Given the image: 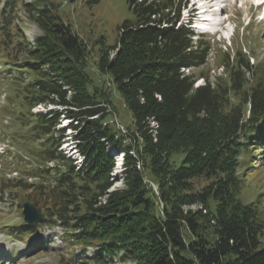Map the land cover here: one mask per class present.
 Listing matches in <instances>:
<instances>
[{
    "label": "trees",
    "instance_id": "trees-1",
    "mask_svg": "<svg viewBox=\"0 0 264 264\" xmlns=\"http://www.w3.org/2000/svg\"><path fill=\"white\" fill-rule=\"evenodd\" d=\"M40 1L2 10L0 61L16 69L3 111L12 139L40 162L24 170L39 180L7 186L36 185L42 221L82 250L96 245L92 264H264V218L242 200L237 169L240 150L264 138V64L236 49L223 52L225 76L196 74L211 45L177 25L183 0H126L132 18L114 44L97 38L94 75L86 42ZM18 2L41 29L33 42L11 33ZM117 95L131 119L122 128L110 112ZM38 104L54 108L32 112ZM61 117L84 156L79 168L58 149ZM117 153L123 185L110 190Z\"/></svg>",
    "mask_w": 264,
    "mask_h": 264
},
{
    "label": "rangeland",
    "instance_id": "rangeland-1",
    "mask_svg": "<svg viewBox=\"0 0 264 264\" xmlns=\"http://www.w3.org/2000/svg\"><path fill=\"white\" fill-rule=\"evenodd\" d=\"M5 1L0 0V10ZM24 1L34 3L38 0ZM40 2L52 3L63 20L68 22L78 36L86 42L87 47L90 48L87 61L94 75L97 74L95 61L98 55L96 52L98 44L95 41L100 36H103L106 44H114L118 35L119 24L125 19L132 18V13L126 0H98L95 3H88L86 0H41ZM250 2L251 0H240V6L238 7L237 4L234 5L229 1L228 7L233 11L235 17L232 16V21L227 25L221 26L222 34L216 36L204 35V38L211 45L206 64L190 70H194L196 74L200 72L208 73L211 78L215 75L225 76V71L222 67L223 52H231L233 54L236 49H241L246 54H249L250 63L264 64V18L262 19V13L256 10L253 5L249 6ZM14 13L15 20L13 21V31L11 33L20 32L22 36L26 37V40L33 42L34 38L41 34V29L29 19L27 10L22 7L20 2L16 4L15 12L12 15ZM183 14L184 12L181 13V15ZM1 22L2 15L0 13V28ZM232 28L231 37L226 38L230 35ZM13 36L14 40L17 41L16 35ZM22 36L20 37L21 39H23ZM1 39L0 29V54H4L6 51L3 50V40ZM111 53H114L113 50ZM21 58L19 56L18 60H21ZM262 75L264 77V69ZM197 82L201 83V78ZM114 103H116L118 108L113 107L110 112L111 118L116 125L119 128L130 125L131 119L125 109L121 107L119 95L115 97ZM52 107L54 106H47V108L38 106L37 109L46 111L53 109ZM62 119L61 117L58 127H62L66 122V119ZM67 132L68 130L65 128V133ZM69 145L71 146L72 144L69 143ZM251 146L254 149L252 152H241L240 150L238 153L239 163L237 169L244 178L240 196L245 202H254L260 210L262 218H264V138L258 144ZM68 147V145L65 146L64 151H68ZM111 150L113 149L111 148ZM247 150L250 151V148ZM38 163L40 162L36 159V164ZM48 163L50 166L53 165L51 161ZM74 164L77 165V162H74ZM1 167L0 172L2 171ZM122 169L115 160L110 178L113 185L110 190L123 185L121 179ZM12 175L10 174L9 176ZM32 179L31 182L39 180L36 177H32ZM0 180H3L1 174ZM150 184L154 186L153 182H150ZM35 186L32 185L28 189L20 187L0 189V249L6 252L8 256H12L11 258L1 259L0 264H92L88 259L93 253L90 247L85 249L84 253L77 243L70 245L66 240V236H64L65 228L61 225L40 224L36 230L29 233L28 238L25 237L20 240H14V233L5 230L2 226V220V222L11 219L19 220L23 217L21 211L23 201L35 199L38 208L43 206V201L41 196H39L38 190H35ZM190 207L196 208L197 204L190 205ZM9 222L8 225H14V223L18 225L16 222ZM12 251L17 253L12 255ZM115 260H118V258L115 257Z\"/></svg>",
    "mask_w": 264,
    "mask_h": 264
},
{
    "label": "water",
    "instance_id": "water-1",
    "mask_svg": "<svg viewBox=\"0 0 264 264\" xmlns=\"http://www.w3.org/2000/svg\"><path fill=\"white\" fill-rule=\"evenodd\" d=\"M23 212H24V218L32 222L40 217H42V214H38L36 208L34 205L28 201L23 202Z\"/></svg>",
    "mask_w": 264,
    "mask_h": 264
},
{
    "label": "bare ground",
    "instance_id": "bare-ground-1",
    "mask_svg": "<svg viewBox=\"0 0 264 264\" xmlns=\"http://www.w3.org/2000/svg\"><path fill=\"white\" fill-rule=\"evenodd\" d=\"M219 5H220V2L218 1V2H217V6H219Z\"/></svg>",
    "mask_w": 264,
    "mask_h": 264
}]
</instances>
